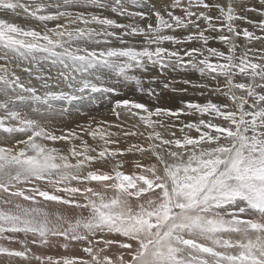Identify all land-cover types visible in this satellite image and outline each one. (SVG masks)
<instances>
[{
	"label": "snow or ice",
	"instance_id": "6c2138e0",
	"mask_svg": "<svg viewBox=\"0 0 264 264\" xmlns=\"http://www.w3.org/2000/svg\"><path fill=\"white\" fill-rule=\"evenodd\" d=\"M76 6V0H65L53 11L41 0H0V15L21 10L45 25L57 22L41 31L0 18V110L6 113L0 115V129L30 133L14 146L0 145V239L20 245H0V255L24 264H264V0L259 6L256 0H165L159 8L151 6L155 25L146 27L67 10ZM91 6L105 4L92 0ZM117 9L126 13L123 0H114ZM137 36L143 38L139 47H98L112 38L123 45L126 37ZM210 41L224 50L210 47ZM253 41L261 47H250ZM16 60L60 65L59 80L49 85L44 78L43 90L26 85L8 67ZM153 68L161 75L192 69L215 86L181 83L228 102L181 100L179 107L149 108L118 99L111 109L117 121L126 112L135 125L89 122L61 135L9 110L12 102L25 99L80 101L89 89L112 94L115 87L87 77L100 81L107 72L139 86L140 77L129 73ZM172 84L165 77L164 89L187 92ZM146 91L158 96L155 89ZM194 113L201 118L181 120ZM9 120L16 123L6 127ZM141 125L145 131H139ZM129 137H144L146 143L120 147ZM38 139L69 147L50 148ZM126 154L141 156L131 173L116 159ZM65 207L81 214L69 217ZM54 243L65 250L79 245L83 255L53 257L33 250Z\"/></svg>",
	"mask_w": 264,
	"mask_h": 264
},
{
	"label": "rangeland",
	"instance_id": "374dc122",
	"mask_svg": "<svg viewBox=\"0 0 264 264\" xmlns=\"http://www.w3.org/2000/svg\"><path fill=\"white\" fill-rule=\"evenodd\" d=\"M21 2L31 3L32 0H21ZM41 2L45 3L48 7L51 8V10L55 11L56 5L63 4L65 0H41ZM123 2H124V7L126 9V13L124 15L120 14L119 9H117L116 11H113L114 0H103V3L105 4L104 8L91 6L92 0H82L81 1L82 5L80 3L79 4L76 3L79 7L76 6V7H71V8H77L76 10L72 9L74 10V12H85L88 14L95 13L97 15L107 16L111 19L116 20L117 23L119 24H124V25L135 24L141 27H146L149 23L153 24V26L155 25V18L149 12V9L151 8V6L155 4L157 8H159L165 3V0H155V1L154 0H123ZM256 4L257 6H259V0H256ZM145 5H147V7ZM17 12L19 14L21 13L20 15H22L25 18L23 22H25L26 26L28 27L30 26L34 28L33 26L35 25H41V27L45 26L43 23L39 21L38 23L36 20H35V23L37 22L36 24L31 23V21H29L30 18H28L24 13H22L19 10H17ZM140 12H145L146 15L145 16H140V15L129 16L127 14V13H140ZM16 13H14V15L18 16L19 14L18 13L16 14ZM176 14L179 15L181 13L179 10H177ZM248 15L250 16V18L254 20L260 19V16L256 13H249ZM27 21H29V25ZM92 26L97 27L96 25H92ZM243 26L249 27V30H253L251 26L249 25L245 24ZM109 30L116 31L117 33H120L123 31V29H109ZM176 33H175L176 35L183 34L180 30H177ZM258 33L259 32L257 30V34ZM168 34H171V32H168ZM100 39L103 40L104 38L101 37ZM125 41L126 43L122 45L119 40L112 38L109 44L105 45L101 43L98 47L100 48L107 47V46L121 47V46H126V45L139 47L143 43V38L140 36H137L134 38L126 37ZM241 42L243 43V41ZM193 46H198V45L193 44ZM209 46H212V47L220 46L221 49L224 50V46L220 44L219 42L210 41ZM249 46L253 48L261 47L260 43H257L255 41L251 42ZM22 61L23 60H19L20 63L17 62L18 66L20 67L17 68L19 69V72H17L16 74L21 77V80H23V77L26 75V77L29 80L28 82L31 83L33 86L35 84L30 82V79L32 78L33 80L36 79L38 81L39 86L38 87L36 85L35 86L38 89H41V85L44 83L43 78H48L47 82L49 85H54L59 80V73L62 70L60 65H53L51 62L44 61V60H39V62H33L31 65L27 61H23V64H21ZM42 62H44L45 64H42ZM213 62H215V58H213ZM48 63H51V65H48ZM38 66H40V68L45 67V68L40 69L41 70L40 72L42 73L45 72L44 75H41L42 73L40 74V72L36 71V69H39ZM49 66H52V68H54L53 76H52L53 78L51 77L50 74H48ZM29 67L32 69L30 74H28V71L24 72V70L28 69ZM129 74L139 76L142 81L141 85L138 86L135 83V81H124L122 78H117L115 74H110V73L105 72L104 74L100 76V81H97L94 79L95 83H98V84L103 83L104 86L115 87L117 89V92L112 93V94L102 93V92L93 93L89 89V90H86L83 94L84 100L82 99L80 101H74L71 103L62 101V103L60 104L61 106L59 104L58 105L55 104V102H53L52 104H43V103H38L35 101L25 99L23 100V102L17 101L20 103L21 108L15 111L19 112L20 114L22 113L21 114L22 116H25V117H28L30 119L37 121L42 126L47 127L49 130H54L57 135H61L67 129H78L79 126H86L89 124V122H92L93 127H95L96 123H100L103 121H108L113 124L119 123L122 121L124 123V126H126L125 127L126 129L131 127L132 125H135L137 123V120L130 117L126 112H122L121 121H117V118L115 117L111 109L113 108L115 101L118 99H128L130 101L145 103L149 108H153L157 106L159 107H179L180 101H177L178 97L187 98V99L193 98V99L203 100L204 99L203 97L210 96V97L220 98L221 104L228 102L224 96L219 95V94H213L206 88L205 89L193 88L191 85H184L183 83H181V81L187 79V80H191L194 84H207L212 87L215 86V82L212 81L209 77H202L198 72L192 69L181 70L178 72L168 71V72H165L163 75H161L158 68H153L148 73H142L139 70H136V71L130 72ZM153 77H156L155 82L152 81ZM165 77H167L169 81H173V84H172L173 88H176L177 90L181 88H187V92L185 93V92H180V91H172L171 89H164L163 82H165ZM89 79H93V78L90 77ZM236 80L237 82H239L240 78L237 77ZM220 83L223 84V78H220ZM141 88H143L145 91H141L140 90ZM149 88L155 89L156 92L158 93V96H150L146 91ZM201 92H203L204 94L200 95ZM24 101H26L27 103ZM21 102L23 105L21 104ZM34 110L36 111V113H34L35 112ZM10 111H13V110H10ZM22 111H24L25 113ZM11 122H12L11 120L6 121L7 125H10ZM101 126L103 127V125ZM111 130L117 131V129L115 128ZM139 131H145L142 125ZM2 133L5 134V138L9 135V132H6L5 130L2 131ZM29 134L30 133H20V134L16 132L13 133V136L15 135L14 138L16 137L18 138H16V141L13 140L10 143L11 146H14L18 140H23V138L26 139L27 135ZM84 138L88 140L90 144L94 143L90 137L85 136ZM37 142L47 144V146L50 148H57L62 151L66 150L69 147V145L64 141L53 142V141L38 139ZM145 142L146 141L144 137H129L126 140L125 139L121 140L120 147H127V145L130 143H145ZM77 143L79 142L77 141ZM4 144L5 143L1 145H4ZM116 159L117 160L123 159L125 163L121 170L124 171L125 173H131V171L133 170V162L141 161V156L139 154H135V155L126 154L124 157H117ZM142 162L148 163L149 160L147 157H144ZM97 167H101V165H97ZM105 167L107 168L108 166H105ZM93 186H95V184H93ZM109 195H112V193L110 192ZM51 207H55V206H51ZM62 210L64 211L65 215L69 217H75L81 214L80 211L77 209H71V208L65 207ZM86 214L87 213L85 212L84 215ZM20 238L23 239V236L21 235ZM233 238H237V237L234 236ZM0 245L11 247V248L20 247V245L17 243L10 244L8 241L2 240V239H0ZM33 250L37 251L39 254L50 255L53 257H59L63 255H78V256L83 255V253L80 250V246L76 244L70 245L68 250H65L64 248L58 246L57 243H54L50 247H44L42 249H33ZM116 251H117L116 249H113V252H116ZM0 264H24V262L18 259L14 260L13 258L7 257L5 255H0ZM33 264H35V261H33Z\"/></svg>",
	"mask_w": 264,
	"mask_h": 264
},
{
	"label": "bare ground",
	"instance_id": "6f19581e",
	"mask_svg": "<svg viewBox=\"0 0 264 264\" xmlns=\"http://www.w3.org/2000/svg\"><path fill=\"white\" fill-rule=\"evenodd\" d=\"M81 1L82 0H76V3H80L81 4ZM155 1V0H154ZM60 3V2H59ZM82 5V4H81ZM84 5V4H83ZM57 6V5H56ZM86 6V5H85ZM79 7V6H78ZM84 7V6H83ZM72 9H77V8H70V9H67V10H69V11H74V10H72ZM56 10V9H55ZM62 10H64V9H62ZM19 11H21V10H19ZM22 12V11H21ZM91 12V11H90ZM18 13V12H17ZM16 13V14H17ZM23 13V12H22ZM19 14V13H18ZM21 14V13H20ZM18 15V16H15L14 15V13H8L7 15H0V18H6V19H9L10 21H14V22H16V23H18V24H20V25H22V26H24V27H26V28H28V26H26V23L25 22H23V20L25 19L22 15ZM28 18H30L29 19V21H31V23H34V24H36L35 23V20L34 19H32L31 17H28ZM29 21H27L28 22V25H29ZM65 21L64 20H61V21H59V23H64ZM39 23V22H38ZM57 22H55V21H49L44 27H41V25H35V26H33L34 28H36L37 30H41V31H43V30H45V29H51V28H54L55 27V24H56ZM41 24V23H40ZM46 26H47V28H46ZM30 27V26H29ZM168 34V33H167ZM172 34V33H171ZM176 34H178V33H176ZM259 34V33H258ZM132 40V39H131ZM214 42V41H213ZM257 43H259V42H257ZM198 46H199V44H197ZM77 45H75V44H73V47H76ZM81 47H83L84 45H80ZM91 46H95V45H91ZM113 46V45H112ZM127 46V45H126ZM131 46V45H130ZM163 46H165V47H169L170 45L169 44H167V43H165ZM189 47H191V46H193V44L192 45H188ZM171 47V46H170ZM210 47H212V46H210ZM213 47H216V46H213ZM216 48H219V49H221V47L220 46H217ZM222 50V49H221ZM17 62H19V60H16L14 63H9V65H8V67L10 68V69H14L15 71H16V73L17 72H19V69H17V68H19L20 66H18V64H17ZM50 62V61H49ZM20 63V62H19ZM21 64H23V61H22V63ZM42 64H45L44 62H42ZM29 65V64H28ZM48 65H51V63H48ZM30 66V65H29ZM39 67V69H36V71H38V72H40L41 70L40 69H42V68H45V67H42V68H40V66H38ZM48 68V67H47ZM49 73L48 74H50L51 75V77L53 76V69L54 68H52V66H49ZM24 70V69H23ZM46 70V69H45ZM24 72H26V70H24ZM48 72V71H47ZM42 72H40V74H41ZM44 73L45 72H43L41 75H44ZM28 74H30L29 72H28ZM27 74V75H28ZM39 74V75H40ZM55 74V73H54ZM33 75V74H32ZM38 77V76H37ZM47 77V76H46ZM50 77V76H49ZM53 78V77H52ZM55 78V77H54ZM88 78V77H87ZM90 78V77H89ZM104 78V77H103ZM112 78V77H111ZM44 79V78H43ZM105 79V78H104ZM39 80V79H38ZM93 80H94V78H93ZM29 80H28V78L26 77V75L23 77V80H22V82H24L26 85L29 83L28 82ZM40 81V80H39ZM30 82H32V83H34L37 87L39 86L38 85V81L35 79V80H33V78L32 79H30ZM94 83H95V80L93 81ZM127 84V83H126ZM32 85V84H31ZM34 85V86H35ZM106 85V84H105ZM119 87V86H118ZM148 88V87H147ZM204 99L202 100V99H193V98H189V99H187V98H182V97H178V99H177V101H181V100H193V101H196V102H199V103H206L208 100H212V102H214V103H217V104H221L220 102H221V99L220 98H215V97H210V96H206V97H203ZM131 99V98H130ZM84 100V99H83ZM165 100V99H164ZM28 101V100H27ZM162 101V100H161ZM22 102H23V100H22ZM22 102H21V104H22ZM24 102H26V101H24ZM19 102H12L11 104H10V108L11 109H9V110H13V111H15V110H18L19 108H21L20 106V103L18 104ZM27 103V102H26ZM35 103V102H34ZM62 103V101H56L55 102V104H61ZM29 104V103H28ZM37 104V103H36ZM177 104V103H176ZM23 105V104H22ZM32 105V104H31ZM61 106V105H60ZM83 106V105H82ZM176 106H178V105H176ZM44 107V106H43ZM34 108V107H33ZM47 108V107H46ZM81 108V107H80ZM91 108V107H90ZM41 109V108H40ZM32 110V109H31ZM35 111V110H34ZM22 112H24V111H22ZM40 112V111H39ZM42 112V111H41ZM44 112V111H43ZM25 113V112H24ZM34 113H36V111L34 112ZM38 113V112H37ZM22 114V113H21ZM0 115H6V113H4L3 112V110H0ZM108 115V114H107ZM97 118V117H96ZM199 118H201L200 116H199V114H193V115H191V116H182V120L183 121H185V122H188L189 120H191V121H196V120H198ZM205 118H207V117H205ZM98 121V120H97ZM16 122L15 121H12L11 122V124L10 125H12V124H15ZM130 125V124H129ZM7 126H9V125H7V123H6V127ZM49 126V125H48ZM74 126V125H73ZM126 127V126H125ZM144 128V127H143ZM52 129V128H51ZM61 129V128H60ZM2 131H4L3 129H0V145L1 144H3V143H5L4 145H6V146H9V147H11V142L13 141V140H15L16 141V138H18V137H16V138H14V136H13V133H15V132H13V133H9V135L5 138V134L4 133H2ZM179 133V132H178ZM177 133V135H179ZM20 134V133H19ZM190 134L191 135H193V136H195V135H197V133L195 132V130H192L191 132H190ZM21 136V135H20ZM23 138V137H22ZM24 139V138H23ZM146 143V142H145ZM16 144V143H15Z\"/></svg>",
	"mask_w": 264,
	"mask_h": 264
}]
</instances>
